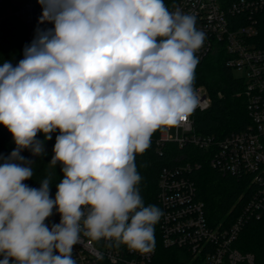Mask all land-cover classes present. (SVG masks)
Instances as JSON below:
<instances>
[{"label":"clouds","instance_id":"9594fccd","mask_svg":"<svg viewBox=\"0 0 264 264\" xmlns=\"http://www.w3.org/2000/svg\"><path fill=\"white\" fill-rule=\"evenodd\" d=\"M39 23L24 58L0 66V124L16 148L0 156V264H76L81 234L140 254L155 247L163 212L145 206L135 159L157 132L187 121L200 105L196 53L206 34L164 0H38ZM63 179L33 188L21 152L46 155ZM43 133L44 141L37 139ZM60 222L45 221L53 209Z\"/></svg>","mask_w":264,"mask_h":264},{"label":"built area","instance_id":"2783aa9c","mask_svg":"<svg viewBox=\"0 0 264 264\" xmlns=\"http://www.w3.org/2000/svg\"><path fill=\"white\" fill-rule=\"evenodd\" d=\"M164 3L170 11L179 8L193 15L197 29L206 34L203 47L196 53L199 63L210 56H221L226 68L245 74L243 78L234 76L244 82L249 124L244 130L223 137L198 133L197 114L212 105L208 90L199 86L195 89L201 103L187 121L176 127L174 134L169 130L151 138L160 156L166 154L168 144L181 150L185 147L200 150V154L182 152L172 156L171 163L158 175L162 246L181 250L184 264H255V255L241 252L236 243L250 219L264 221V48L256 45L257 16L264 12V0H164ZM42 11L38 0H0V45L9 18L22 19L30 44L37 28H54L52 23H39ZM204 163L223 176L260 185L236 210L229 225L224 222L212 225L204 202L198 197L193 175ZM59 222L60 216H54L46 224L51 227ZM72 255L76 264H158L155 249L140 254L104 239L90 243L83 234L81 242L73 246Z\"/></svg>","mask_w":264,"mask_h":264},{"label":"trees","instance_id":"16d2710c","mask_svg":"<svg viewBox=\"0 0 264 264\" xmlns=\"http://www.w3.org/2000/svg\"><path fill=\"white\" fill-rule=\"evenodd\" d=\"M168 8V6H167ZM258 36L256 45L264 48V12L257 16ZM30 45L26 37V30L21 18H9L4 25V37L0 45V66L4 62L18 64L24 58V48ZM205 87L212 97L211 107L197 114L196 131L203 135H214L223 137L232 132L244 130L249 124L246 108V98L243 95L244 82L237 80L234 73L225 67L224 59L221 56H210L200 62L195 70L194 87ZM218 93L222 96L219 97ZM157 131L152 138L160 136ZM59 135V130L52 133V139L47 140L49 150L46 155L33 156L31 151L25 149L21 152L28 160L33 161L31 165L33 176L29 180L23 181L26 185L39 188L40 182L45 178L50 179V195L55 197L56 185L63 179L61 172L62 165L53 167L51 160L55 138ZM37 137L44 139L43 133H38ZM16 148L12 134L0 124V156L7 157ZM166 154L160 156L153 143L140 155L136 156L135 163L137 171L141 175V183L138 185L140 194L145 206L156 205L157 202V181L161 169L171 163L172 156H177L182 152H195L200 154V150L192 147L179 149L174 144L165 147ZM4 161L0 159V164ZM198 197L204 202L206 214L212 225L222 222L229 225L236 217V210L248 200L260 185L252 184L246 179H238L230 176H223L212 169L207 163L196 171L193 175ZM54 216H60L56 209L48 220ZM155 227V247L158 264H184L183 253L178 249L167 250L162 246L159 230V222ZM236 247L243 253H253L256 257L255 264H264V221L250 219L242 228ZM2 259V258H1ZM99 264H108L100 262Z\"/></svg>","mask_w":264,"mask_h":264},{"label":"rangeland","instance_id":"374dc122","mask_svg":"<svg viewBox=\"0 0 264 264\" xmlns=\"http://www.w3.org/2000/svg\"><path fill=\"white\" fill-rule=\"evenodd\" d=\"M234 75H235L236 77H240V78H243V77L245 76V74H244L243 72H241V71H237V70L234 71ZM170 131H171V133L174 134V133H175V128L171 129ZM37 139L44 141V139H42L41 137H37ZM44 145H45V152H46V151L49 150V144H48L47 141H44Z\"/></svg>","mask_w":264,"mask_h":264}]
</instances>
